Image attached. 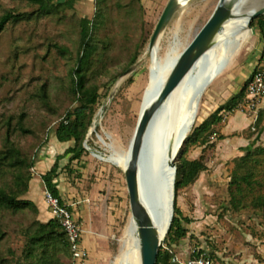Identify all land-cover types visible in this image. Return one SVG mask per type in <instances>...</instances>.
Segmentation results:
<instances>
[{
  "label": "rangeland",
  "instance_id": "374dc122",
  "mask_svg": "<svg viewBox=\"0 0 264 264\" xmlns=\"http://www.w3.org/2000/svg\"><path fill=\"white\" fill-rule=\"evenodd\" d=\"M215 1L187 0L176 10L166 30L171 33V30L176 29L180 19L183 24L181 33H184L191 25L201 24L213 9ZM108 2L111 7V21L105 31L113 36L114 42L108 71L98 79L102 86L96 113L90 127L91 132L86 142L88 147L85 146L88 154L84 155L78 163H68L67 158L63 159L61 169L56 176L64 187L62 188L63 194L67 195L75 206V212L79 216L75 215V217L82 228L87 230L92 264H113L118 242L111 237V234L122 232L130 208L125 172L121 166L109 160L110 148L102 142L100 136H103L108 144L110 143L108 133L113 134L117 143L125 142L136 119V105L140 100L142 90V85L137 83V77L147 72L148 61L120 83L117 80L121 74L116 80L114 76L122 70L128 56L135 50L138 43L142 40L146 41V44L149 42L152 23L154 22L155 25L166 0L144 1L147 9L144 16L138 11L131 13L128 0H108ZM150 3L151 7H149ZM0 4L4 7L21 6L23 10L27 9L21 5L19 0H0ZM94 10V0H79L74 9L66 11V15L69 17L76 13L79 16L91 17ZM251 30L256 38L255 42L250 45L246 41L232 63L214 79L206 90L202 101L208 108H204L205 111L200 113L194 126L199 125L220 104L242 88L252 65L258 60L257 55L263 49V38L259 28L254 26ZM71 38L66 25L48 16L41 17L36 22L17 24L9 31L0 33V146L7 127L13 128L21 115L23 125L37 133L33 137L31 133L20 134L17 130L11 138L18 141L26 150L31 151L34 157L38 156L39 159L42 153L41 148L44 146L58 143L55 129L62 115L67 109L73 108L76 102L68 95L66 89L70 62L61 56L50 42L53 40V42L71 46ZM43 84L48 94L47 101L40 100L37 96L41 93ZM240 113L244 112L235 108L229 114L223 113L216 128L212 129V127L206 133V143L203 145L190 143L183 154V157L189 159L202 160L204 167L192 183L178 190L177 203L182 210L181 221L186 227V233L181 235L180 240L190 234L191 241L197 245L211 246V239L213 241L225 235H236L239 240H242L245 238L243 236L245 233L253 234L259 230L264 233V210L256 209L251 205L238 211L233 210L228 193V182L235 166L234 158L244 154L248 149L264 145V142L248 149L244 148V150L239 149L240 145L239 147L235 145L232 154L227 156L224 154L222 156L218 150L220 139L225 137L224 134L222 135V129L235 114L237 116ZM259 114L260 112L255 116L247 114L252 118L251 124L233 132L231 136L242 137L243 144H246L254 135L262 133L264 131V110L258 124H255ZM8 120L12 121L11 125L7 123ZM216 130L218 134L213 136ZM45 132L48 137L41 142V134ZM40 143V148H36V145ZM63 150L64 147H61L53 154ZM47 159L44 164L35 162L30 169L31 188H39L38 194L35 195L29 190L25 196L29 198L30 195L36 201L39 209L37 218L41 221L51 218L49 208L43 199L42 174L44 172L41 174L39 171L44 170L45 166H51L53 160L51 161L50 157ZM259 160L256 165V181L246 189L247 200L257 195H264V154ZM176 161L178 162L177 156ZM191 188H211L212 192L208 195L199 193L193 195V193H188L191 192ZM60 196L64 198L61 193ZM196 208L215 211V220L208 222L205 216L195 219ZM69 209L73 212L71 207ZM185 217L190 220L187 221ZM30 219V216L21 214L5 216L6 223L3 227L8 230V234L0 244L1 254L10 256L12 251L20 253L24 230ZM191 231L194 233H189ZM168 234L179 235L180 232L176 229H169L166 235ZM170 240L171 243L167 240L165 242L176 253L183 249L182 241H174L171 238ZM7 260L0 264L16 263V259Z\"/></svg>",
  "mask_w": 264,
  "mask_h": 264
},
{
  "label": "trees",
  "instance_id": "16d2710c",
  "mask_svg": "<svg viewBox=\"0 0 264 264\" xmlns=\"http://www.w3.org/2000/svg\"><path fill=\"white\" fill-rule=\"evenodd\" d=\"M21 5L27 7L23 10L21 6L4 7L0 4V33L9 31L17 24L24 22H36L39 18L48 16L59 23L67 26L71 33L72 45L53 42L57 52L64 56L69 62L66 89L68 95L76 102L75 106L67 109L62 115L56 129L55 137L61 143H66L65 149L58 153L50 168L42 174L43 181L54 194L60 195L54 179L61 169V161L67 158L68 163L80 162L82 157L88 154L84 145V140L92 125L97 104L100 98V88L102 84L99 77L105 75L109 68V60L112 51L114 38L105 29L111 21L110 3L108 0H94L95 10L93 15L79 16L73 13L66 15L68 9H74L79 0H19ZM129 11H138L146 15L147 9L142 0H128ZM252 27L257 26L262 33L263 49L258 54V61L264 55V14L255 17L251 23ZM154 22L152 23L151 32ZM146 46V41L142 40L135 47V50L128 56L122 70L118 72L116 80L129 66L134 64L141 56ZM250 72L247 80L253 75ZM242 88L220 104L207 118L199 125L192 127L177 155V175L175 182V201L173 218L170 229H176L179 235H166L163 243L166 245L159 247L156 264H179L172 258L176 252L169 246L171 239L179 241L181 235L186 233V227L181 221L182 210L177 203L178 190L192 183L199 172L203 169L202 160L183 157L190 143L203 145L206 143L207 132L216 128L220 122L222 114L235 107L243 95ZM40 100L47 101L48 94L45 85L41 87V93L37 94ZM48 104V102H47ZM260 110V109H259ZM264 106L258 112L259 116L255 120L258 124L262 116ZM23 116H19L13 128L7 127L0 146V244L7 237L8 230L3 227L6 223V215H26L30 216V222L24 230L23 245L20 253L11 252L10 256L0 253V263L16 259L15 264H73L70 253V243L66 232L56 219L50 218L41 221L37 218L39 209L34 200L25 198L30 190L31 167L37 162L38 156L34 157L31 151L26 150L18 141L11 137L15 131L20 134L31 133L33 137L37 133L35 130L26 128L22 123ZM12 124L11 120L7 122ZM46 132L41 134L42 141L47 138ZM40 144L36 148H40ZM42 149V148H41ZM264 154V145L254 149H248L244 154L235 157V166L231 172L228 182L229 202L233 210L251 205L252 207L264 210V195H257L247 200L246 189L251 187L256 181V165ZM70 208V207H69ZM185 219L189 221V218ZM168 241L166 243L165 241ZM182 241V240H180Z\"/></svg>",
  "mask_w": 264,
  "mask_h": 264
},
{
  "label": "bare ground",
  "instance_id": "6f19581e",
  "mask_svg": "<svg viewBox=\"0 0 264 264\" xmlns=\"http://www.w3.org/2000/svg\"><path fill=\"white\" fill-rule=\"evenodd\" d=\"M217 2L218 0L215 1V5ZM230 2L235 11L252 12L260 8L264 0H230ZM202 23L191 25L184 33H181L183 24L180 19L176 29L171 30V33L165 27L161 35L153 37L151 34V38L139 58H143V63L148 61V65L147 72L137 77V83L142 85V90L140 100L136 105V116L144 101L151 96L158 95L162 90L184 48L197 34ZM255 39L252 30L243 17L225 27L195 59L183 80L158 105L142 134L135 161L136 171L143 196L155 195L157 198L159 232L162 237L170 229L172 212L170 207L172 170L167 161V147H178L177 151H179L182 146L181 143L191 131L200 113L205 111L204 108H208L202 101L206 90L214 79L232 63L242 45L246 41L252 45ZM179 102H182L183 106L176 120L174 108ZM131 130L123 144L117 143L112 133L107 134L110 139L109 144L103 136H100L102 142L110 148L109 160L121 166L123 170L127 169L130 162ZM160 166L162 174L156 192V190H152L156 172ZM136 225L133 211L129 208L126 224L118 240V250L113 264H140L139 236L136 234Z\"/></svg>",
  "mask_w": 264,
  "mask_h": 264
},
{
  "label": "water",
  "instance_id": "95a60500",
  "mask_svg": "<svg viewBox=\"0 0 264 264\" xmlns=\"http://www.w3.org/2000/svg\"><path fill=\"white\" fill-rule=\"evenodd\" d=\"M186 2V0H167L160 16L155 23L152 36L156 37L161 35L164 28L168 24L169 20L175 14L176 10ZM264 14V3L260 8L255 11H235L230 0H218L217 4L213 8L212 12L206 17L199 31L188 42L184 48L179 60L177 61L171 74L167 77L166 82L156 96L149 97L140 107L134 125L131 130V144H130V162L127 169H124L127 188L129 191L130 208L133 211L134 219L136 221V234L139 236V253L140 264H156L159 247L165 236H161L159 232V208L157 205V198L155 195L150 197L143 196L139 183V178L136 171V158L139 149V142L142 134L149 124L153 114L156 111L158 105L170 94L172 89L179 84L188 69L192 66L195 59L210 45L212 39L215 38L225 27H227L233 21L243 17L246 19L248 27L251 29L252 21L255 17ZM143 58L138 59L134 64L129 66L118 78L117 82L120 83L125 77L130 75L135 69L141 66ZM182 102L174 108L176 120L179 117L182 109ZM91 130H89L84 145L88 140V136ZM187 137V136H186ZM186 137L184 138V143ZM177 148L174 146H168L166 151L167 161L171 168L170 176V207L172 209L170 216V224L173 217V205L175 194V182L177 175V161L176 156L178 154ZM102 158V156H99ZM154 179L153 190L157 192L159 179L161 177V166L157 169ZM153 193V192H152ZM156 194V193H155Z\"/></svg>",
  "mask_w": 264,
  "mask_h": 264
},
{
  "label": "crops",
  "instance_id": "0c3cea01",
  "mask_svg": "<svg viewBox=\"0 0 264 264\" xmlns=\"http://www.w3.org/2000/svg\"><path fill=\"white\" fill-rule=\"evenodd\" d=\"M147 1V0H144ZM167 1V0H166ZM149 7H151V3L149 4ZM258 60L255 64L252 65V69L250 70L253 71L254 67L257 66ZM248 78V77H247ZM246 78V80H247ZM245 80V81H246ZM264 106V102L262 103V106ZM252 122V118L249 117L247 114L240 113L236 114L228 121L226 126L222 129V135L224 134L225 137H222L219 142L218 150L220 151V154L224 155H231L232 151H234V146L237 145L236 147H239L240 150H244V148L248 149L249 147L253 145H258L260 143L264 142V131L262 133H258L254 135L251 139L247 141L246 144H243L242 137H233L231 134L235 131H239L245 127H248ZM58 143L54 144H49L48 146H44L42 148V153L39 156L38 163L39 164H44V161L48 160L47 157H50L51 161L54 160L55 156L60 153L59 151L53 154L56 149H60L61 147H66V143H61L57 141ZM218 144V143H217ZM64 145V146H63ZM51 146V147H49ZM235 147V148H236ZM223 156V155H222ZM50 167L44 168V170H39L41 171V174L48 170ZM55 185L58 187L59 193L67 200L68 204L73 210L74 215L78 216L75 212V206L70 202L69 198L67 195H64L62 188H64L59 180L57 178L54 179ZM40 185V184H39ZM45 187V183L43 188ZM39 188H31V183H30V192H33L35 195L38 194ZM43 192V191H42ZM212 190L211 188H191V192L188 193H193V195L200 194V195H205L208 193H211ZM31 194V193H30ZM30 199L34 200L32 196H28ZM35 201V200H34ZM36 202V201H35ZM212 206V205H211ZM213 207V206H212ZM215 207V206H214ZM207 214L204 215V213ZM195 216L194 218H202L206 217V220L208 222L214 221L215 220V211H211V209H205L203 210L202 208H196L194 212ZM79 217V216H78ZM207 222V223H208ZM83 240L86 244V246L89 248V237L87 236L88 234L86 233V229L83 227ZM189 233H194L193 231ZM190 234L185 235L182 239V250H179L176 254L183 255L185 256L187 253V250L190 246L194 247H199L204 249L209 256L212 258V260L216 264L220 263H225V264H264V233L259 230V232H254L253 234L250 233H245L243 236L242 240H239L236 235H225L223 238H218L214 239L212 241L211 239V246H203V245H197L193 241H191L192 238L189 237Z\"/></svg>",
  "mask_w": 264,
  "mask_h": 264
},
{
  "label": "built area",
  "instance_id": "2783aa9c",
  "mask_svg": "<svg viewBox=\"0 0 264 264\" xmlns=\"http://www.w3.org/2000/svg\"><path fill=\"white\" fill-rule=\"evenodd\" d=\"M144 2V0H142ZM259 60L253 75L244 82L243 95L234 107L246 114L255 116L264 102V56ZM233 108V109H234ZM233 109L227 110L225 114H229ZM218 134L217 130L213 132V136ZM43 199L49 208L50 216L57 220L66 232L70 243V253L73 264H92L90 261V251L83 240V229L74 213L69 209L68 202L60 195L54 194L48 187L43 188ZM122 232L112 233L111 237L117 242ZM164 240V238H163ZM161 242V245H166ZM173 261L179 264H216L209 254L202 248L190 246L185 256L175 254ZM225 264V263H220Z\"/></svg>",
  "mask_w": 264,
  "mask_h": 264
}]
</instances>
